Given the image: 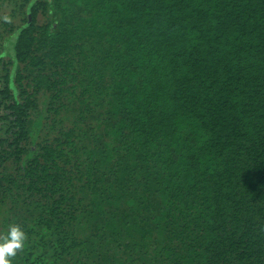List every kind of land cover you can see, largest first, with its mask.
<instances>
[{
	"label": "trees",
	"instance_id": "16d2710c",
	"mask_svg": "<svg viewBox=\"0 0 264 264\" xmlns=\"http://www.w3.org/2000/svg\"><path fill=\"white\" fill-rule=\"evenodd\" d=\"M13 224L11 264H264V0H0Z\"/></svg>",
	"mask_w": 264,
	"mask_h": 264
},
{
	"label": "clouds",
	"instance_id": "9594fccd",
	"mask_svg": "<svg viewBox=\"0 0 264 264\" xmlns=\"http://www.w3.org/2000/svg\"><path fill=\"white\" fill-rule=\"evenodd\" d=\"M3 19L11 22L7 16ZM26 240L27 235L24 230L18 224L11 225L7 235L0 239V264H11V258L23 250Z\"/></svg>",
	"mask_w": 264,
	"mask_h": 264
},
{
	"label": "rangeland",
	"instance_id": "374dc122",
	"mask_svg": "<svg viewBox=\"0 0 264 264\" xmlns=\"http://www.w3.org/2000/svg\"><path fill=\"white\" fill-rule=\"evenodd\" d=\"M17 34L18 30L15 31L9 38L7 39L5 45H4V50H3V55L8 57V59L12 60L15 62V50H14V45L17 39Z\"/></svg>",
	"mask_w": 264,
	"mask_h": 264
}]
</instances>
